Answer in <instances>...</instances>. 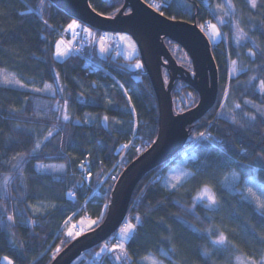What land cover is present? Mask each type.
<instances>
[{
  "label": "trees",
  "instance_id": "trees-1",
  "mask_svg": "<svg viewBox=\"0 0 264 264\" xmlns=\"http://www.w3.org/2000/svg\"><path fill=\"white\" fill-rule=\"evenodd\" d=\"M181 1L183 7L179 8L173 1H153L151 6L168 18L199 27L215 21L214 8L224 18L219 27L220 40L211 42L208 38L218 74L217 98L204 116L187 126L189 137L183 150L147 172L136 186L126 222L137 227L124 243L131 257L124 264H141V258L148 254L164 264H232L237 257L259 262L264 257V224L260 223L255 204L241 200L240 195L244 193L243 173L264 183V114L257 111L264 110V93L259 90L264 80V0H257L255 9L247 6V0H231L234 11L227 7L229 0H209L213 12L204 0ZM123 2L89 0L95 11L108 17L127 12L128 9L121 10ZM38 5L39 0H0V70L25 85L21 88L0 84V213L12 215L15 221L10 222L6 217L4 226L0 227V264L5 256L13 264H50L56 249H63L73 240H64L63 225L68 217L75 223L93 219L92 227L99 225L113 187V182L108 180L99 186L100 180L111 171L118 172L120 165L127 166L140 154V150L131 149L115 166L116 147L129 141L133 134L138 143L142 139L152 143L157 132L158 107L150 78L143 65L135 70L129 66L140 61L139 54L130 61L113 57L111 53L100 57L96 53L97 45L92 44L87 55L113 77L102 71L89 74L82 58L66 42L70 55L58 61L54 57L55 40L69 37L64 28L71 18L49 0H45L43 17L51 28L35 14L20 15L29 8L38 9ZM82 24L79 28L89 29L93 36L100 34V30ZM234 24L247 35L235 36ZM164 43L170 52L169 45H176L167 39ZM250 51L255 56H250ZM233 60L238 72L228 78L227 63ZM45 83L53 85L55 95L31 91L43 88ZM225 93L227 109L231 104L241 105L231 118L229 111L222 108ZM171 94L175 110L176 106L187 110L198 101V93L180 81L173 83ZM179 94L181 105L175 104ZM65 101L70 116L67 122L62 119ZM58 103L60 110L55 111L54 104ZM245 112L257 119L250 120ZM87 117L91 123H84ZM49 131L52 136L33 152L34 144L48 136ZM201 132H208L211 139H198ZM14 156L26 157L19 170L12 167L17 163L12 159ZM179 160L192 174L180 188L171 190L162 184L161 176ZM53 162L64 165L62 173L35 170L36 163ZM83 162H87L91 173L88 182L79 172ZM233 172L241 179L229 192L222 181ZM5 176L12 179L3 195ZM97 185L99 188L95 190ZM205 185L219 202L212 208L194 200L195 193ZM220 231L231 241L228 251H217L211 244ZM114 235L107 241L115 242ZM99 246L85 250L75 264H116L110 255H96ZM161 252H168L172 260Z\"/></svg>",
  "mask_w": 264,
  "mask_h": 264
},
{
  "label": "water",
  "instance_id": "water-1",
  "mask_svg": "<svg viewBox=\"0 0 264 264\" xmlns=\"http://www.w3.org/2000/svg\"><path fill=\"white\" fill-rule=\"evenodd\" d=\"M65 15L104 32L129 35L139 51L149 76L158 107L157 132L153 142L124 167L113 184L105 217L93 229L82 233L53 258L50 264H71L85 250L100 245L124 222L132 194L144 175L167 163L185 146L188 125L204 116L215 104L218 74L210 42L195 23L171 19L143 0H124V12L108 17L95 11L89 0H49ZM169 39L189 56L193 74L179 65L164 43ZM166 60V62H164ZM169 70L167 83L162 68ZM184 81L198 93L191 108L175 112L171 90L175 81Z\"/></svg>",
  "mask_w": 264,
  "mask_h": 264
},
{
  "label": "rangeland",
  "instance_id": "rangeland-1",
  "mask_svg": "<svg viewBox=\"0 0 264 264\" xmlns=\"http://www.w3.org/2000/svg\"><path fill=\"white\" fill-rule=\"evenodd\" d=\"M148 1H155L156 3H162V2H164V3H166V1L167 2H169V1H173L174 3H175V6H177L178 8L179 7H183V2L181 1V0H148ZM207 1V2H206ZM203 3L207 6V3H208V5H209V8L211 9V12H213V4H211L210 2H209V0H204L203 1ZM219 12V11H218ZM213 15H214V18H215V21L214 22H211V25L212 24H215L216 26H217V32L219 33L218 35H217V32H214L213 31V29L210 27V31H209V33H207L206 35L208 36V38L211 40V42L213 41V42H216V41H218V40H220V36H221V30L219 31V27L221 26V21H220V14L218 15L217 14V12H216V9L214 8V13H212ZM224 19V18H223ZM73 21H76V20H74V19H70V21L68 22V24H67V26L69 25V24H71ZM76 23L78 24V25H80V26H83V24L82 23H80V22H78V21H76ZM65 27L64 28V32L67 34V35H69V37L71 38V34L73 33V31L74 30H72V29H68V27ZM221 28V27H220ZM235 30V29H234ZM235 36H240V34H239V32H237V30H235ZM116 37H117V39H118V41H119V47H118V49L115 51V52H112L111 51V49H110V46L107 44V43H104L103 42V44L101 45V42H99L98 44H97V52H98V55L100 56V57H105L106 55H109L110 53L112 54V56L113 57H115V56H121L122 58H124V60H128V61H130V60H132L135 56H137L138 54H139V52H138V49H137V47H136V45H135V43L133 42V40H132V38L129 36V35H127V34H125V33H116ZM122 37H127V39H122ZM57 44H59V47H60V49L63 51L64 49H69L67 46H66V43H65V41H64V38L63 37H58V38H56V40H55V48H54V57H55V59L56 60H58V61H62V60H64L65 58H67L69 55H70V51H69V53H68V55H66V56H64V57H60V58H57L56 56H55V52H56V46H57ZM101 46H103L107 51L106 52H104L103 54L101 53V51H100V48H101ZM169 48H170V50H171V52H172V54L174 55V56H176V58L184 65V66H186L187 68H189L190 69V71H192V68H190L189 66H190V61H189V59H188V56H187V54L183 51V50H181L180 49V47H178V46H176V45H173V44H170L169 45ZM141 65V67H139V68H137V65ZM227 75H228V78H230V77H232V76H235L236 74H237V72H238V70H237V66H236V64L235 65H233V63H232V61H228V63H227ZM130 68L131 69H133V70H135V69H142V63H141V61H137V62H134V63H130ZM164 72V80H165V82L167 83V81H168V78H167V74H166V71H163ZM0 73H3L4 75H6V76H8L9 78H11V77H15V76H13V75H11V74H9V73H7V72H5V71H2V70H0ZM16 79V78H15ZM0 84H3L2 82H0ZM14 87H19V85H15ZM41 89H43V88H41ZM41 93H44V92H41ZM182 99V95L181 94H179V98H177V101H175V104H178V105H181V100ZM226 103H227V99H226V95H224V97H223V100H222V105H223V107L222 108H225V109H227L226 108ZM56 106H57V104H54V108H56ZM176 106V105H175ZM174 106V107H175ZM176 108V112L178 111V112H180V111H182V107H175ZM228 111H229V113L231 114V116H230V118L234 115L232 112H234L235 110H236V108H235V106L233 105V104H231L230 105V107H229V109H227ZM217 114V113H216ZM86 120L88 121L87 123H91V120L87 117L86 118ZM77 121L78 120H74V122L75 123H77ZM199 137V136H198ZM196 139V138H195ZM142 140H144V141H142L141 143H136L137 145H138V148H139V152L141 153V152H143L150 144H151V142L150 141H148L147 139H142ZM125 163V162H124ZM61 166H63V168L61 169ZM117 169V168H116ZM115 169V170H116ZM124 169V164H122V165H120V167H119V170H118V172L117 171H115L114 172V174H116V177H119V175H120V173L122 172V170ZM35 170L38 172V173H58V174H60V173H62L63 172V170H64V165L63 164H61V163H47V164H43V163H36L35 164ZM58 170V171H57ZM89 170H88V164H87V162H83V163H81L80 164V166H79V172H80V175L82 174V176L86 179V178H88V181H90L89 179L91 178L90 176H89V172H88ZM185 174H190V175H185ZM191 171L190 170H188L185 166H184V163L181 161V160H179L178 162H175L174 164H172L171 166H169L168 168H167V170L164 172V174L161 176V182H162V184L165 186V187H167L168 189H171V190H174V189H178V188H180V186L191 176ZM111 175H112V173H108V174H105L103 177H102V179L100 180V182H99V186L101 185V183L104 181V180H108V181H110V182H113V184L115 183V181L114 180H112L111 179ZM5 177H9V182H10V180L12 179V177H10V176H5ZM4 177V178H5ZM176 177H180L181 178V181H180V183L179 184H177V182H176ZM226 177H228V179H226ZM226 177L223 179V181H222V185L229 191V192H231L232 191V187L231 186H229V181H230V179H231V174H228V175H226ZM4 178H3V180H4ZM87 181V182H88ZM257 183H260L259 181H257ZM176 185V187L175 188H173L172 187V185ZM97 185V187L95 188V190H97L98 188H99V186ZM248 186H250V185H245V183L243 184V186H242V191L244 192V194L246 195V188L248 187ZM2 189H3V192H2V194L3 195H5L6 194V191H7V186H5L4 184H3V181H2ZM202 190H203V188H201L198 192H196L195 193V195H194V200L196 201V202H199V201H197L195 198L197 197V196H199L200 194H201V192H202ZM201 202V201H200ZM204 203H207V200L205 199L204 201H203ZM38 209H41L40 207H38ZM1 212V211H0ZM4 212H6V211H4ZM5 214V213H4ZM4 214H1L0 213V227L1 226H4V224H5V218L7 217V215H4ZM127 217V216H126ZM93 221H95V220H93V219H89V220H80L79 221V223H75V221L73 222L72 220H71V218L70 217H68L67 219H66V221L64 222V225L63 226H65V227H63V229H64V235H65V237H64V240H67V239H75L77 236H79V235H81L82 233H84V232H87V231H89V230H91V229H93L94 227H92L93 226V224L94 223H92ZM81 223V224H80ZM129 223H131V224H134L133 222H130V221H127L126 222V219L124 220V222H123V224L120 226V228L117 230V232H116V235H114L113 237H114V240H115V242L113 241V242H108V241H104L103 243H101L100 244V246L98 247V249H96V255H97V253H100V255L101 256H103V255H110V257L114 260V255H119L120 254V252H119V250H117L116 251V253H112L110 250L111 249H113V248H115V246L120 242V240H119V237L121 236V229L123 228V227H125L127 224H129ZM69 231H71L72 233H73V237H69L68 235H67V233L69 232ZM77 233H78V235H77ZM116 236H117V238H116ZM126 241H128V240H126ZM126 241H124V243L126 242ZM105 248H107L109 251H101L102 249H105ZM100 255H98V256H100ZM149 255V254H148ZM148 255H146V256H148ZM152 257H154L153 255H151ZM4 258V257H3ZM3 258H1V263L2 264H7V261H5ZM80 258V256L77 258V259H75L71 264H75V263H77V261H78V259ZM155 258V257H154ZM155 259H157V258H155ZM158 261H161V260H159V259H157ZM114 262L116 263V264H120V262L119 261H115L114 260ZM140 263L141 264H148V262L147 261H141L140 260ZM123 264H124V262H123ZM162 264H164L163 262H162ZM232 264H250V261L249 260H247V259H243V258H239V260H237V258L234 260V262L232 263Z\"/></svg>",
  "mask_w": 264,
  "mask_h": 264
},
{
  "label": "snow or ice",
  "instance_id": "snow-or-ice-1",
  "mask_svg": "<svg viewBox=\"0 0 264 264\" xmlns=\"http://www.w3.org/2000/svg\"><path fill=\"white\" fill-rule=\"evenodd\" d=\"M44 5H45V0H39L38 9L34 10L32 8H29L27 12H21L20 15L21 16H25V15H28V14H35L40 20H42V22L44 23V25L46 27L51 28V25L48 23V20L44 19V17H43ZM247 6L252 8V9L257 8L258 7L257 0H247ZM227 7L229 9H231L232 11H234V8H233V5L231 3V0H229V2L227 4ZM218 8H220L221 11H224L223 6L218 5ZM224 15L227 16L228 12H224ZM220 21H221V23H224L223 17H220ZM209 26L213 29L214 32H217V26L215 24H212V25H209ZM67 27H68V29L75 30V29H77V28H79L81 26L78 25L76 23V21H73ZM200 27H201V30H203L205 28V25H201ZM233 27H235L237 29V32H239L240 36H246L247 35V33L243 32V30L240 29L237 24H234ZM84 31H87V29H84ZM218 34L219 33L217 32V35ZM105 39H106V37H101L100 38L101 45L103 44V41ZM122 39H127V37H122ZM237 43H239V37L237 38ZM69 51H70V49H67V48L62 51L60 49V47H59V44H57L55 56L57 58L64 57V56L68 55ZM100 51L103 54L107 50L103 46H101ZM249 55L250 56H255V53L250 51ZM232 63H233V65H235L236 61L233 60ZM139 67H141V65L138 64L137 68H139ZM252 79H255V77H252ZM0 82H2L5 86L19 85V87H21V88L25 87V85L22 84L19 80L15 79V77L9 78L8 76L4 75L3 73H0ZM56 82L59 83V74H57ZM121 87H123V86H121ZM259 90H260L261 93H264V80H261L260 86H259ZM31 91H33V92H49V93H52L53 95H55V93H56V90L53 88V85L52 84H48V83L44 84L43 89H41V88H32ZM60 92L61 93L63 92V88L60 89ZM125 95H127V92H125ZM225 95H227V93H225ZM129 102H131V101L129 100ZM245 103H248V101H245ZM67 106H68V102L65 101L64 102L65 114L62 116V119L64 121H66V122L70 120V116L67 114ZM222 107H223V105H222ZM235 108L239 109V108H241V105L240 104H236ZM54 110L55 111H59L60 110L59 103L57 104V106H56V108ZM257 111L260 112L261 114H264V110H262L260 108H258ZM244 115L248 116V113L245 112ZM248 118L250 120H253V121L257 119V117L255 115L248 116ZM107 120H108V117L105 116L104 117V121L107 122ZM87 122H88L87 120L84 121V123H87ZM77 123H79V121H77ZM232 123L233 124L236 123L235 118H233ZM17 127H18V125H17ZM133 131H135V129H133ZM51 136H52V132L49 131L48 132V136L44 137L42 140H39V141H37L34 144V147H33L32 151L35 152V151L39 150L41 148V145L44 143V141L47 140ZM198 139L206 141V140L211 139V137H210V135H205V133L201 132L199 134ZM129 143H131V142H129ZM124 147L127 148L128 144H125ZM137 151H139V149H137ZM12 159L17 161V163L12 165V167L14 169H18L19 170L22 167V164H23L24 160L26 159V157L25 156H14ZM62 168H63V166H61V169ZM90 175H91V173L89 172V176ZM185 175H190V174H185ZM243 176H244L245 185H250V186H248L246 188V195L244 193H241L240 198H241V200L247 201L250 204H252V203L255 204V209L259 213L260 223L264 224V183H257V178L255 176H251V178H247L248 177V173L247 172L243 173ZM226 179H228V177H226ZM240 179H241V176L237 175L236 172H233L231 174V179L229 181V186L234 188L235 183L237 181H239ZM180 181H181V178L180 177H176L177 184H179ZM8 183H9V177H5L4 180H3V184L5 186H7ZM172 187L175 188L176 185L174 184V185H172ZM195 199L197 201H201V202H203L206 199L207 200L206 207H208V208H212L213 206H215V205H217L219 203L218 200L216 199L215 193L207 185H205L203 187V190H202L201 194L199 196H197ZM216 210L218 211L219 209L217 208ZM37 211H38V209H37ZM7 219L10 222H13V223L15 222L12 215H8ZM136 219L139 220L140 217L137 216ZM92 223H94V221ZM136 227H137L136 225L131 224V223H129L125 227H123L121 229V236L119 237L120 242L115 246V248L110 250L112 253H116V251L119 250L120 254L119 255H114L113 258H114L115 261H119L120 264H123V262L125 260H130L131 259V257L128 255L127 251L124 248V241L130 239L135 234ZM209 234L212 235L213 232H210ZM248 234L251 235V231H249ZM67 235L69 237H73V233L71 231H69L67 233ZM77 235H78V233H77ZM230 243H231V241L229 240L228 236H226V234L223 231H220L219 234L216 236V238L211 240V244L214 247H216L217 251H221V250L228 251L227 245H229ZM101 251L103 252V251H109V250L107 248H105V249H102ZM171 251L174 252L175 249L173 248ZM56 252L59 253L60 249L57 248ZM97 255H100V253H97ZM161 255L168 257L169 261L172 260V256H170L168 252H161ZM204 255L207 256L208 252L207 251L204 252ZM3 259L5 261H7V264H13V260L9 259L7 256H5ZM237 260H239V257H237ZM141 261L142 262L143 261H147L148 264H162V261H158L157 259L152 257L151 254H149L148 256L142 257ZM250 264H264V257H261L259 262H257L256 260H252L250 262Z\"/></svg>",
  "mask_w": 264,
  "mask_h": 264
},
{
  "label": "built area",
  "instance_id": "built-area-1",
  "mask_svg": "<svg viewBox=\"0 0 264 264\" xmlns=\"http://www.w3.org/2000/svg\"><path fill=\"white\" fill-rule=\"evenodd\" d=\"M205 30L208 31L210 26L209 23H204ZM90 30L84 31L83 28H77L73 31L71 38L70 37H63L71 51L78 57L82 58L83 65L87 69L89 74L94 73L97 70L107 71L103 65L96 62L90 55H87V50L90 49L92 44H95L96 42H101V37H106V39L103 41L107 44H109L112 48H116L118 46V40L116 37H114L113 34L108 33H100L96 38H94L92 32H89ZM205 135H209L208 132L205 133ZM131 142V143H129ZM137 140L134 136V134L131 136L130 140L127 142H123L119 144L115 149V154L117 155V160L115 163V166L118 165V163L121 161V159L131 150V149H139L138 145L136 144ZM128 144V147L125 148L124 145ZM112 180H116V174L112 173L111 175ZM86 181H88V178H86Z\"/></svg>",
  "mask_w": 264,
  "mask_h": 264
},
{
  "label": "flooded vegetation",
  "instance_id": "flooded-vegetation-1",
  "mask_svg": "<svg viewBox=\"0 0 264 264\" xmlns=\"http://www.w3.org/2000/svg\"><path fill=\"white\" fill-rule=\"evenodd\" d=\"M166 40V39H165ZM164 40V41H165ZM167 40H169V39H167ZM170 42H173V41H171V40H169ZM175 43V42H174ZM176 44V43H175ZM177 45V44H176ZM179 46V45H178ZM180 47V46H179ZM210 47H211V44H210ZM181 48V47H180ZM181 50H183L182 48H181ZM184 51V50H183ZM188 59H189V61H190V68H192V71H190V69L189 68H187L186 66H184L183 64H179V65H181V66H183V67H185L186 69H188L192 74H193V65H192V61H191V59L189 58V56H188ZM164 62H166V60H164ZM163 71H166V74H167V78L169 77V70L168 69H166V68H162V72ZM163 74H164V72H163ZM178 81H180V83L182 82V83H184V84H186L184 81H181V80H178Z\"/></svg>",
  "mask_w": 264,
  "mask_h": 264
},
{
  "label": "bare ground",
  "instance_id": "bare-ground-1",
  "mask_svg": "<svg viewBox=\"0 0 264 264\" xmlns=\"http://www.w3.org/2000/svg\"><path fill=\"white\" fill-rule=\"evenodd\" d=\"M99 71H102V70H97L94 73L99 72ZM102 72H104V73L108 74L109 76L113 77V75L109 71H102Z\"/></svg>",
  "mask_w": 264,
  "mask_h": 264
},
{
  "label": "crops",
  "instance_id": "crops-1",
  "mask_svg": "<svg viewBox=\"0 0 264 264\" xmlns=\"http://www.w3.org/2000/svg\"><path fill=\"white\" fill-rule=\"evenodd\" d=\"M96 53L98 54V52H97V47H96Z\"/></svg>",
  "mask_w": 264,
  "mask_h": 264
}]
</instances>
